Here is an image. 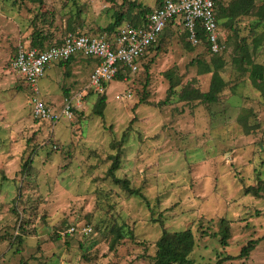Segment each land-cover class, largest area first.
Masks as SVG:
<instances>
[{"label": "rangeland", "instance_id": "374dc122", "mask_svg": "<svg viewBox=\"0 0 264 264\" xmlns=\"http://www.w3.org/2000/svg\"><path fill=\"white\" fill-rule=\"evenodd\" d=\"M253 2L247 13L225 9L231 23L221 26L220 55L167 27L136 72L106 85L104 105L83 88L88 71L73 73L71 61L46 68L35 95L53 114L70 99L74 116L39 120L31 87L10 66L19 44L34 31L45 44L68 33L107 35L117 13L135 22L158 3L0 0V264H152L163 228L191 230L194 264H264V95L247 64L232 61L248 52L264 66V0ZM216 56L225 81L216 101L180 100L185 88L208 90L212 73L198 61ZM116 157L113 175L143 197L115 183L108 170ZM248 185L259 195L244 194ZM84 225L89 234L61 237ZM250 239L254 249L237 256Z\"/></svg>", "mask_w": 264, "mask_h": 264}, {"label": "built area", "instance_id": "2783aa9c", "mask_svg": "<svg viewBox=\"0 0 264 264\" xmlns=\"http://www.w3.org/2000/svg\"><path fill=\"white\" fill-rule=\"evenodd\" d=\"M219 1L225 0H163L149 13L141 25L123 22L107 35H91L86 33H68L60 42L39 50L28 44H19L11 59L10 66L18 76L26 82L34 93L30 98L31 111L34 118L59 119L61 116L72 120L73 105L65 99L59 114H53L50 105L35 94L36 83L44 76L46 68L52 63L68 60L80 54L97 60L89 75L86 88L96 93H104L106 85L121 72L122 79L127 80L124 72H136L150 48L155 46L162 32L167 27H175L186 34L192 45L202 43L198 30L206 34L209 50L216 54L223 48L217 20ZM129 95L130 89H125ZM72 102V103H71ZM68 234H89L91 227L70 226Z\"/></svg>", "mask_w": 264, "mask_h": 264}, {"label": "trees", "instance_id": "16d2710c", "mask_svg": "<svg viewBox=\"0 0 264 264\" xmlns=\"http://www.w3.org/2000/svg\"><path fill=\"white\" fill-rule=\"evenodd\" d=\"M157 1V6L158 7L163 0H156ZM253 0H239L238 2H234L235 5V10L240 12L247 13L251 5H253ZM219 10L221 12H224L225 9H230L231 12H234L235 10H232V6L228 4L227 7H223V4L221 1H219ZM139 6V4H138ZM133 7V5H132ZM155 7V8H156ZM241 8V9H240ZM154 9V8H153ZM151 8H143L140 12L139 15H141L135 22H130L133 25H141L145 22L147 16L149 15L150 12H152ZM241 10V11H240ZM242 12V13H243ZM230 14V13H229ZM264 14V4L261 6V10L257 11V15L262 17ZM124 18L123 13H117V15H114V20L109 23L106 27H104L103 32L106 34H111L114 32L115 28L118 27L120 24H122V20ZM264 18V16H263ZM168 28L164 29L160 36L161 38L166 34V31ZM76 33H83V32H76ZM67 35V34H65ZM64 35V36H65ZM63 36V37H64ZM182 36L186 37V34L183 33ZM198 36L201 38L202 41V46L208 51L209 54L211 55H220L223 51V48L220 50L219 53H212L209 50V46L207 44L206 40V34L202 30H198ZM63 37H61L58 42L63 40ZM47 39L46 36H44L40 31H34L31 34V39L27 43L28 46L30 47H35L39 50H42L49 45L54 44L57 41H54L51 44H45V40ZM159 40V41H160ZM189 42V41H188ZM159 42L150 48V50H153L158 47ZM224 45V43H223ZM197 46V45H193ZM74 56V55H73ZM71 56V57H73ZM147 56V55H146ZM145 56V57H146ZM71 57L66 60V61H61V64L67 63ZM88 58V57H86ZM97 61V60H96ZM233 62H235L237 65H244L247 64L246 68L248 71L249 79L252 83V85L262 94L264 95V66L260 63H256L252 60V58L249 56V53H243L242 56L235 57L232 59ZM200 66L203 67L201 72L207 73L211 72V79H210V84L209 88L205 92H200L196 88H190V89H184L181 91V93L178 95L180 100H199L202 102H214L217 99V96L219 92L222 91L225 81L222 79V77L219 74V70L223 65V60L220 57H213L211 62L207 63L204 61H198ZM245 67V66H244ZM118 77H123V74L119 72L115 78ZM174 84L171 82L170 87H172ZM102 95V94H101ZM99 103L101 105H104L105 97L102 95L99 98ZM97 113L101 114V110H98ZM113 162L111 167L109 168L108 172L109 174L113 177L115 183L120 184L128 193L130 194H135V195H140L143 197V194L139 189L132 188L129 185V182L127 179H120L117 178L113 175V171L116 170L119 165H118V159L113 158ZM243 193L244 194H252L255 196L259 195V189L257 187L248 185L243 188ZM220 230L221 232V242L222 244H226V238L228 237V222L224 219H220ZM65 235H68L67 232H61V237H64ZM86 235V234H84ZM120 234L117 235L118 239ZM256 244L255 239H250L244 246L241 247L240 252L237 256H247L249 251L254 249V246ZM112 245V244H111ZM194 247V238L192 235V232L190 229H184V230H179V231H168L166 229H162L161 235L159 238L155 241V253L152 256V264H194L190 258L189 254L192 252ZM219 261V260H218ZM220 262H216L215 264H219Z\"/></svg>", "mask_w": 264, "mask_h": 264}, {"label": "crops", "instance_id": "0c3cea01", "mask_svg": "<svg viewBox=\"0 0 264 264\" xmlns=\"http://www.w3.org/2000/svg\"><path fill=\"white\" fill-rule=\"evenodd\" d=\"M239 0H225V1H221V3L223 4V7H227L228 4H230L232 6V10H235V5H234V2H238ZM219 4H218V8H217V20H218V25H219V32H220V38L221 40L224 41V35H223V28L221 26H223L222 24H226V21H229V23H231V20L229 17V13H226L225 11L224 12H221L219 10ZM241 9V8H240ZM227 28V27H226ZM58 42V41H57ZM55 42V43H57ZM82 59H87V60H90L91 61V66L89 65L88 61H86V63H82ZM71 61V68H72V72L73 73H83L85 71H88L87 72V76L84 77L83 79L86 80V84L84 85L83 88H86L88 82H89V75H90V72L92 71L95 63L97 62L96 60L92 59V58H86L80 54H76L74 55L73 57H71V59L69 60ZM68 61V62H69ZM59 65L61 66L62 64L60 62H56V63H52V65L48 66V67H52L53 65ZM63 66V65H62ZM61 66V67H62ZM47 67V68H48ZM55 68V67H53ZM55 70H58L57 68H55ZM57 75H58V71H57ZM81 79V78H80ZM83 79L81 81H83ZM50 94V93H49ZM45 102H47V100H45ZM48 103V102H47ZM49 104V103H48Z\"/></svg>", "mask_w": 264, "mask_h": 264}]
</instances>
